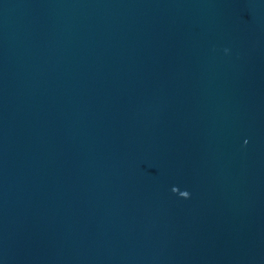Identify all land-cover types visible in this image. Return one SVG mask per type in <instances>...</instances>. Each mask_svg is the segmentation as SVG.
Segmentation results:
<instances>
[{
	"label": "water",
	"instance_id": "95a60500",
	"mask_svg": "<svg viewBox=\"0 0 264 264\" xmlns=\"http://www.w3.org/2000/svg\"><path fill=\"white\" fill-rule=\"evenodd\" d=\"M0 264H264V0H0Z\"/></svg>",
	"mask_w": 264,
	"mask_h": 264
}]
</instances>
